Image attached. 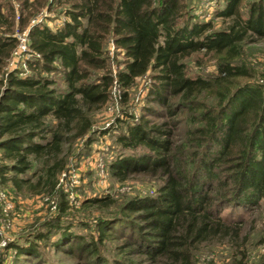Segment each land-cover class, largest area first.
Returning <instances> with one entry per match:
<instances>
[{"label": "trees", "instance_id": "1", "mask_svg": "<svg viewBox=\"0 0 264 264\" xmlns=\"http://www.w3.org/2000/svg\"><path fill=\"white\" fill-rule=\"evenodd\" d=\"M223 1L214 15L224 27L215 29L211 20L187 14L183 0H63L68 6L58 26L26 28L28 48L37 58L23 75L1 69L16 44L14 25L22 28L27 21L20 15L15 21L11 6L0 3V184L17 192L55 190L65 165L64 144L89 130V114L108 98L113 78L106 73L103 45L110 39L124 58L114 75L122 98L148 72L153 83L147 94L165 116L185 109L196 122L180 142L165 122L150 125L141 116L125 122L116 140L127 152L110 161L111 174L119 180L132 173L155 175L159 185L154 196L123 203L122 211L135 214L138 223L127 215L112 220L121 218L128 236L136 232V252L147 264H195L204 245L226 247L228 259L222 264H264V253L256 262L249 260L246 222L236 212L264 204V83L251 81L254 73L237 62L243 44L264 39V0ZM200 52L220 56L211 77L185 72L182 60ZM56 70L62 87L50 77ZM242 78L249 81L240 83ZM200 94L211 95L216 105L199 101ZM108 218L96 223L98 243L110 230ZM68 228L55 217L25 244L7 247L13 259L36 257L37 242L54 236L53 247L67 244L69 253L93 259L98 244L75 239Z\"/></svg>", "mask_w": 264, "mask_h": 264}, {"label": "rangeland", "instance_id": "2", "mask_svg": "<svg viewBox=\"0 0 264 264\" xmlns=\"http://www.w3.org/2000/svg\"><path fill=\"white\" fill-rule=\"evenodd\" d=\"M37 1L41 4L33 5ZM0 3L4 7L11 6L15 21L18 20V15L27 21L22 28H18V24L14 25L13 36L34 23L54 29L65 20L62 13L68 6L63 0H27L25 5L23 0H0ZM183 3L187 14L195 16L197 20H211L215 29L224 27L221 18L214 15L215 9L224 5L223 0H183ZM103 49L107 59L106 73L113 78L108 98L89 114V130L84 135L72 139L69 144H64L65 165L58 174L55 190L51 194L28 192L25 188L17 192L8 183L0 184V264H147L145 255L136 252V232L128 236L130 231L122 225L123 220H112L111 217L127 215L130 222L138 223L135 214L122 211L123 203L134 197L154 196L159 179L155 175L132 173L119 180L111 174L110 161L119 153L127 152L119 146L116 135L118 132L123 133L125 122L130 123L141 116L148 120L150 125L167 123L165 127L173 129V140L180 142L184 138L185 130L194 127L196 122H191L192 111L185 109L175 116H165V109L152 102L147 94L149 84L153 83L148 72L136 78L127 89V96L122 98V88L114 80L116 71L122 67V52L114 47L110 39L105 41ZM219 57L212 53L200 52L191 54L182 62L187 75L211 77L217 72ZM34 58L37 56L33 55L29 48L17 51L10 54L1 71L6 73L15 70L20 75L30 73L28 63ZM237 62L244 64L254 73L253 77L249 78L251 81L264 83V39L253 44H243V54ZM1 71L0 79H3L4 73ZM51 76L55 84L62 87L60 73L57 71ZM239 81L243 83L249 80L242 78ZM198 100L208 105H216V100L211 95L200 94ZM36 165L32 164L33 170ZM89 198L101 200L90 204ZM62 202L65 209L58 214L57 209L62 206ZM228 209L224 213L230 212ZM236 212L246 222L244 233L249 238V260L256 262L264 253V204L248 211L238 209ZM55 217H58L61 226H69L68 230L74 234L75 239L81 237L98 244L93 259L76 250L69 253L67 244L53 247L50 243L54 236L37 242L36 257L21 255L20 258L13 259L14 252L7 247L8 244H25L29 239H33L31 235L34 232H44L46 226L55 221ZM106 218L109 220L110 230L104 232L101 237L103 240L98 243L96 223ZM225 248L223 245L201 246L195 254V264H222L228 259Z\"/></svg>", "mask_w": 264, "mask_h": 264}, {"label": "built area", "instance_id": "3", "mask_svg": "<svg viewBox=\"0 0 264 264\" xmlns=\"http://www.w3.org/2000/svg\"><path fill=\"white\" fill-rule=\"evenodd\" d=\"M35 24V23H34ZM14 38L16 40L15 49L18 48V50L13 49L11 54L16 53L17 51L21 50H28V39H27V29H23L21 33H17L14 35Z\"/></svg>", "mask_w": 264, "mask_h": 264}]
</instances>
